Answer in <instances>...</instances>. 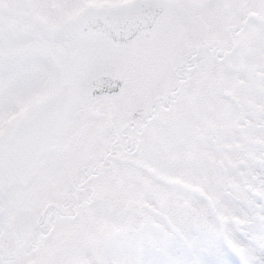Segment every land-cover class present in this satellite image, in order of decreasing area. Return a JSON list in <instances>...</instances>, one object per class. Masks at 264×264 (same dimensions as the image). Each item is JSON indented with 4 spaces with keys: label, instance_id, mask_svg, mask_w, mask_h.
Masks as SVG:
<instances>
[{
    "label": "snow or ice",
    "instance_id": "obj_1",
    "mask_svg": "<svg viewBox=\"0 0 264 264\" xmlns=\"http://www.w3.org/2000/svg\"><path fill=\"white\" fill-rule=\"evenodd\" d=\"M0 264H264V0H0Z\"/></svg>",
    "mask_w": 264,
    "mask_h": 264
}]
</instances>
